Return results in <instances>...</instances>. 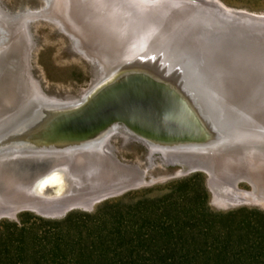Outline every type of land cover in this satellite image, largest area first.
Here are the masks:
<instances>
[{
	"label": "water",
	"instance_id": "1",
	"mask_svg": "<svg viewBox=\"0 0 264 264\" xmlns=\"http://www.w3.org/2000/svg\"><path fill=\"white\" fill-rule=\"evenodd\" d=\"M42 1L36 12L10 15L0 9V48L16 47L3 60L12 96L0 111V167L28 177L26 183L16 181L0 191L1 198H9L15 189H35L36 194L39 182L53 172L66 179L72 175L66 161L101 152L115 129L124 128L149 145V159L162 152L188 159L194 155L204 169L209 167L202 161L234 140L248 141L250 133L264 136L262 121L250 118L256 111L251 107L254 95L244 93L249 107L225 90L227 84L264 85V48L260 51L249 41L255 32H239L241 23L264 24L203 15L180 1L141 0L143 5L129 8L135 23L126 30L130 41L108 43L105 57L89 55L88 44L78 41L96 66L92 80L79 95L58 98L47 95L34 77L32 48L17 49L12 39L20 29L29 37L31 23L41 22L76 37L65 0ZM233 24L235 32L228 28Z\"/></svg>",
	"mask_w": 264,
	"mask_h": 264
},
{
	"label": "rangeland",
	"instance_id": "2",
	"mask_svg": "<svg viewBox=\"0 0 264 264\" xmlns=\"http://www.w3.org/2000/svg\"><path fill=\"white\" fill-rule=\"evenodd\" d=\"M216 1L231 11L264 16V0ZM42 2V0H0V9L10 15L36 12L41 8ZM65 3L67 5L64 10L66 9L69 23L77 31L75 38L65 32L57 31L56 27L44 22L31 23L30 36L27 38L21 29L12 36L13 42L18 43L17 49L24 51L26 48H32L31 65L34 77L41 83L47 95L58 98L79 95L82 90L88 88L92 80L96 66L80 50L78 41L88 44L89 55L105 57L110 49L108 43H122L123 40H131L132 37H129L131 33H127L126 30L130 31L135 27V23L131 20L133 18H131V13L134 15V11H131L129 7L133 10L139 7L137 4L142 5L137 0H65ZM250 22L262 23L256 19ZM241 25L239 32L245 35L251 31L255 32L254 39L249 41L254 43L252 45L258 50L264 48V27L243 23ZM228 28L233 32L238 29L234 24ZM14 49L13 47L0 48V91L2 88L7 90L12 84L10 77L6 74V66H4L6 61L3 60L5 53ZM115 50L122 53L118 48ZM225 87L226 93L235 102L244 104V106L250 107L245 99L242 100L244 96L247 97L244 93H249L250 98L254 95L255 101L251 107L256 111L250 115V118L258 122L262 121L264 124V85L227 84ZM121 137L136 140L121 129L111 138V156L119 164L133 171L142 172L144 175L142 183L136 182L137 176L131 174L134 182L132 188L123 189L100 200L91 209L72 208L59 216L48 215L35 208L27 207L15 210L16 215L14 216L1 215L0 255L7 264H109L108 260L101 258V252H104L103 254L110 252L115 255L117 250L120 251L121 246L132 244L128 234H132L134 229L155 225L154 217L144 221L136 215V211L138 209L149 210L151 207L147 205L149 204L154 207L159 205L156 212H161L162 200L173 191L174 184L193 176L202 179L205 190V193H199L198 206L207 208L213 213H235L239 217L256 218L264 214V203H262L264 201L263 135L250 133L247 135L249 142L234 140L231 146L214 154V158L210 157L202 161L209 167L208 169H204L200 158L194 155L189 159L178 157V162L174 163H168L159 156L149 159L150 151L145 144L140 142L143 146L135 141L125 143ZM239 138L245 139L246 137L240 135ZM87 157L89 158L85 157L86 160L80 155L75 157L74 168L79 170L77 177L82 176L89 180L93 174L97 177L102 175L103 173L99 170L105 166L104 158L97 153H91ZM75 175L76 173H73L64 179L63 188L58 190L59 193L63 189L67 194L74 188L77 190L79 187L89 186L82 184L83 181ZM214 175L217 180L222 178L224 182L233 181L239 191L246 194L250 201L228 202L224 200L222 198L226 196L224 188H219L217 180L214 182ZM27 179L28 177L16 174L15 170L1 168L0 191H7L11 185H15L16 181L26 183ZM54 187L55 185L51 188L52 191L57 192ZM225 189L229 192L234 191L231 186ZM41 190L35 191L36 194H34V191L32 193L23 189H15L9 198L0 197V210L10 209L13 203L16 209L21 200L31 198V196L46 201H52L50 198L54 199L52 195L43 194L41 196L40 192L46 193ZM215 190L218 191V195ZM38 196L44 198H38ZM137 240L138 238L135 237L133 244L142 248L143 245ZM66 243L68 249L64 254L62 249L58 248ZM122 253L123 256L127 255L126 252Z\"/></svg>",
	"mask_w": 264,
	"mask_h": 264
},
{
	"label": "trees",
	"instance_id": "3",
	"mask_svg": "<svg viewBox=\"0 0 264 264\" xmlns=\"http://www.w3.org/2000/svg\"><path fill=\"white\" fill-rule=\"evenodd\" d=\"M173 187L162 200L161 212H156L159 205L149 204V210L136 211L144 221L154 217L155 225L134 229L128 234L132 244L121 246L115 255L101 252V258L109 264H264V214L239 217L198 206L199 193H205L198 176ZM135 237L142 248L133 244ZM58 249L66 254L67 243ZM0 264H7L1 255Z\"/></svg>",
	"mask_w": 264,
	"mask_h": 264
},
{
	"label": "bare ground",
	"instance_id": "4",
	"mask_svg": "<svg viewBox=\"0 0 264 264\" xmlns=\"http://www.w3.org/2000/svg\"><path fill=\"white\" fill-rule=\"evenodd\" d=\"M139 3H141V0H137ZM166 1H173L174 3H179L180 2H185L187 4H191L194 5V7L200 9L202 11L203 15H206L207 13L209 15H214V16H222L224 18H228L232 19L234 18H242L243 20L245 19V21H252L254 19L264 23V16H255V15H250V14H246L241 12L242 14H233V11L227 9L224 5H222L220 2L216 1V0H166ZM123 3V1H122ZM125 5L127 3H124ZM143 5V4H142ZM128 6V5H126ZM119 8V7H118ZM130 8V7H129ZM134 8V7H133ZM249 20H248V19ZM251 18V19H250ZM85 54V53H84ZM89 59V58H88ZM12 83V82H11ZM11 91H12V84L10 85V87L6 90L2 88V91H0L1 94V98H0V111L3 110L4 107H8L10 105V100H11ZM126 130V129H125ZM119 129H115L112 130L109 133V137L106 139V141H104L102 143V150H100L101 152H98L97 154L99 156H102L104 158V163L105 166L102 167L99 171L102 172V175H99L98 177L96 176V174H93V176L91 175V177L88 179L84 178V177H77V173H78V169L74 168L75 166V157L68 159L69 161H66L67 164L71 165V173H76V177L79 179L80 181L82 180L83 183L82 184H87L89 185L88 187L86 186L84 187H79L77 190L74 188L71 192L69 193H65L66 190H61V192L59 193L58 190H60L61 188H63V183H64V176H62L60 173L57 172H53L52 174L48 175L49 177L43 178L41 182H39L38 186H36V191L37 190H44V192L46 191V193L40 192L42 193L41 196L43 194L45 195H51L50 190L52 191L51 188H53V185H55L56 187V193L60 194L59 197H56L54 199L50 198V200L52 201H46V200H39L37 198H35V196H31V198H26L23 199L19 202V205H17L18 207L15 209V204L13 203L12 207L10 209L5 208V209H1L0 210V216L1 215H5V214H10V216H14L16 215L14 212L15 210L17 211V209L20 208H35L37 209L39 212L48 214V215H63L64 213H66L68 210L72 209V208H85V209H91L97 202H99L102 199L107 198L108 196L114 195L116 194V192H119L121 190H123L124 188H128L129 187H133L134 186V182L131 178V174H134L136 177V182L139 181V183H142L143 179V173L140 171H133V169L127 167L126 169L123 167V165L119 164L116 159H113V157L111 156V148H110V144L111 142L110 137L114 134V132H119ZM151 148V147H150ZM153 152V150L151 149V153ZM162 158L163 160L167 161L168 163H174V162H178V157L181 158L180 155L178 156H172V155H168L165 152L156 154L153 153L152 157L156 158L158 157ZM88 161V160H87ZM182 160H180L181 162ZM184 162H186V160H184ZM190 163V162H187ZM102 164V162H101ZM184 164V163H183ZM94 165V163H93ZM77 167V166H76ZM2 167H0L1 169ZM112 168H114V170H112ZM137 170V169H136ZM214 172H216V170H213ZM80 173V172H79ZM215 176V175H214ZM102 179H99L101 178ZM67 179V178H66ZM221 179V180H220ZM217 180L216 176L214 177V182L215 180H217L218 184H219V188H224V193L226 194L225 198L222 197L224 200H227L228 202H233V201H241V202H248L249 197L246 194H243L239 191V189L237 188L236 184L233 181H223L222 178H220ZM87 181L90 183H87ZM82 186V185H80ZM227 186H231L233 187L234 191L233 192H229L228 190H226L225 188ZM54 187V188H55ZM216 189V187H215ZM35 190V189H34ZM33 190V191H34ZM41 190V191H42ZM54 191V190H53ZM80 191V192H79ZM216 191V194L218 195V191ZM40 198H44L41 197ZM53 197V196H52ZM39 198V196H38ZM47 199V198H45ZM264 203V201L262 202ZM18 204V203H17ZM13 209V210H12ZM6 211H9L10 213H7Z\"/></svg>",
	"mask_w": 264,
	"mask_h": 264
},
{
	"label": "flooded vegetation",
	"instance_id": "5",
	"mask_svg": "<svg viewBox=\"0 0 264 264\" xmlns=\"http://www.w3.org/2000/svg\"><path fill=\"white\" fill-rule=\"evenodd\" d=\"M121 129L123 130V131H125V132H127L128 134H130L127 130H125L124 128H120L119 130L121 131ZM119 132H114V134H118ZM113 134V135H114ZM113 135L110 137V142H111V138L113 137ZM131 135V134H130ZM131 136H133V135H131ZM134 137V136H133ZM123 140H124V142L125 143H128V142H130V141H135V142H137L138 144H141V143H143L142 141H140L139 139H137L136 137H134L136 140H133V139H128V138H123V137H121ZM141 142V143H140ZM143 144H145V143H143ZM143 144H141V145H143ZM146 145V144H145ZM110 146H111V144H110ZM144 146V145H143ZM146 147L148 148V150L150 151V153H151V148H150V146L149 145H146ZM111 148V151H112V147H110ZM159 154V153H158ZM151 155V154H150ZM123 167L126 169L127 168V166H124L123 165ZM24 170V169H23Z\"/></svg>",
	"mask_w": 264,
	"mask_h": 264
}]
</instances>
